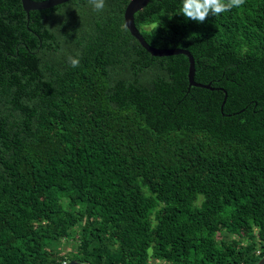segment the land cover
<instances>
[{
	"label": "trees",
	"instance_id": "trees-1",
	"mask_svg": "<svg viewBox=\"0 0 264 264\" xmlns=\"http://www.w3.org/2000/svg\"><path fill=\"white\" fill-rule=\"evenodd\" d=\"M128 2L0 0V264L264 256V0L204 23L183 0L134 13L149 45L189 51L213 89L189 86L186 55L140 45Z\"/></svg>",
	"mask_w": 264,
	"mask_h": 264
},
{
	"label": "water",
	"instance_id": "water-1",
	"mask_svg": "<svg viewBox=\"0 0 264 264\" xmlns=\"http://www.w3.org/2000/svg\"><path fill=\"white\" fill-rule=\"evenodd\" d=\"M20 1L23 10L26 13H28L30 10H40V9L50 8L52 6L64 3L68 0H44V2L42 3H31L30 0H20ZM148 2L149 0H129L123 13L125 27L129 30L131 35L139 41L140 45L152 56H168L178 53L186 55L189 63L188 72H187L189 86L193 85V86L203 87L206 89H213V87H211L209 84L198 83L194 80V59L189 51L181 48H157L149 45L145 41V39L143 38V36L140 34L139 30L135 26L134 13L142 9ZM225 98H226V94L224 95V99L222 100L220 109L223 108ZM67 264H93V263L71 260ZM256 264H264V256Z\"/></svg>",
	"mask_w": 264,
	"mask_h": 264
},
{
	"label": "clouds",
	"instance_id": "clouds-1",
	"mask_svg": "<svg viewBox=\"0 0 264 264\" xmlns=\"http://www.w3.org/2000/svg\"><path fill=\"white\" fill-rule=\"evenodd\" d=\"M31 3H42L44 0H30ZM246 0H183L182 14L188 20L204 23L209 15H219L233 8H240ZM89 5L96 12L105 9V0H88ZM79 55V54H77ZM68 62L71 67H78V58L69 56Z\"/></svg>",
	"mask_w": 264,
	"mask_h": 264
},
{
	"label": "rangeland",
	"instance_id": "rangeland-1",
	"mask_svg": "<svg viewBox=\"0 0 264 264\" xmlns=\"http://www.w3.org/2000/svg\"><path fill=\"white\" fill-rule=\"evenodd\" d=\"M68 249L74 250L73 244L71 242L64 241L61 245V252L66 254Z\"/></svg>",
	"mask_w": 264,
	"mask_h": 264
}]
</instances>
